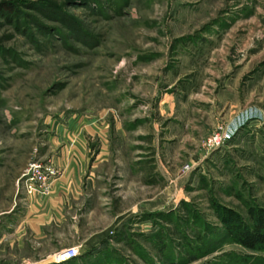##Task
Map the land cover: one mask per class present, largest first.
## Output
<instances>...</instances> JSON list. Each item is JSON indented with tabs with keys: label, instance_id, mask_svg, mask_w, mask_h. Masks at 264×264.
Listing matches in <instances>:
<instances>
[{
	"label": "rangeland",
	"instance_id": "rangeland-1",
	"mask_svg": "<svg viewBox=\"0 0 264 264\" xmlns=\"http://www.w3.org/2000/svg\"><path fill=\"white\" fill-rule=\"evenodd\" d=\"M2 2L16 10H0V212L18 199L21 221L68 168L81 194L40 250L79 252L52 264H264L213 207L246 222L264 208V0ZM97 232L100 252L83 251Z\"/></svg>",
	"mask_w": 264,
	"mask_h": 264
},
{
	"label": "crops",
	"instance_id": "crops-1",
	"mask_svg": "<svg viewBox=\"0 0 264 264\" xmlns=\"http://www.w3.org/2000/svg\"><path fill=\"white\" fill-rule=\"evenodd\" d=\"M235 125V124H234ZM76 152L68 154L63 152L62 160L66 158V161H74L75 158L79 161L83 159L85 155V148L82 145L81 148H76ZM73 151V150H72ZM64 162V161H63ZM58 163L61 164L60 161ZM65 163V162H64ZM70 163V162H68ZM66 164V163H65ZM70 175V170L66 169V174L55 180L52 184L50 194L44 198H37L36 196L27 195L25 198V215L21 221H12V215L16 212V207L20 200L14 199L8 209L0 212V254L3 255V251L13 248H25L29 250L27 257L20 258L21 264H52L55 263L54 252L55 250L43 251L41 253V246L48 243L50 237L46 234L49 223L54 221L62 211V206L69 203L67 199H72L76 195L81 194L79 190V179ZM65 199V202H64ZM12 214V215H11ZM4 215H9L8 217ZM8 221V222H7ZM104 236H100V233H92L88 235L82 245L84 250H91L99 245V242ZM71 247V246H69ZM79 252V251H78ZM8 255L13 256V252H7ZM43 254V255H41ZM13 261L9 258L4 263ZM71 263L70 259L59 263ZM3 263V262H2Z\"/></svg>",
	"mask_w": 264,
	"mask_h": 264
},
{
	"label": "trees",
	"instance_id": "trees-1",
	"mask_svg": "<svg viewBox=\"0 0 264 264\" xmlns=\"http://www.w3.org/2000/svg\"><path fill=\"white\" fill-rule=\"evenodd\" d=\"M0 10L5 13L7 21H11L12 15L15 13L16 5L13 2H2ZM216 216L222 224L226 234L231 239L244 248L250 250H264V208L249 207L248 221H244L239 214L231 208L220 207L217 204L213 206ZM161 246H164V242ZM92 251L98 254L100 251L97 247ZM77 257L70 259L74 263ZM181 259V258H180ZM184 261L172 258L168 260V264H183Z\"/></svg>",
	"mask_w": 264,
	"mask_h": 264
},
{
	"label": "built area",
	"instance_id": "built-area-1",
	"mask_svg": "<svg viewBox=\"0 0 264 264\" xmlns=\"http://www.w3.org/2000/svg\"><path fill=\"white\" fill-rule=\"evenodd\" d=\"M234 134V130L231 128L227 131H222L220 133H216L209 137L207 139L208 145H218L222 141H226L229 139L232 135ZM34 165H32L30 168L33 169V172H37L38 170L33 168ZM36 168L40 167L39 165L35 166ZM43 186L40 187V191L45 193L48 190V186L46 183L42 184ZM78 255V250L76 247H68L59 250L58 252L55 253L56 256V262H62L66 261L72 258H75Z\"/></svg>",
	"mask_w": 264,
	"mask_h": 264
},
{
	"label": "bare ground",
	"instance_id": "bare-ground-1",
	"mask_svg": "<svg viewBox=\"0 0 264 264\" xmlns=\"http://www.w3.org/2000/svg\"><path fill=\"white\" fill-rule=\"evenodd\" d=\"M54 260H55V262H56V256L54 255Z\"/></svg>",
	"mask_w": 264,
	"mask_h": 264
}]
</instances>
